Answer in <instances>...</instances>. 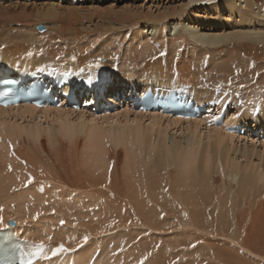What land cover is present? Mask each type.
<instances>
[{"label":"bare ground","instance_id":"6f19581e","mask_svg":"<svg viewBox=\"0 0 264 264\" xmlns=\"http://www.w3.org/2000/svg\"><path fill=\"white\" fill-rule=\"evenodd\" d=\"M29 1L0 4V56L6 63L30 57L32 66H39L44 57L54 64L62 60L85 79H109L114 90L130 77L144 90L194 91L200 103H214L209 114L216 118L184 123L132 113L128 101L123 111L100 118L73 108H0V230L12 227L35 244L45 243L40 251L45 264H137L149 255V246L134 245L135 237L118 242L120 234H109L131 227L172 234L165 239L169 247L181 242L176 232L185 231L184 238L200 246L199 256L224 239L264 259V217L261 222L243 217L245 210L264 214L256 206L264 198V0H183L174 10L172 4L156 7L161 0H116L119 5L110 8L108 0L89 6L84 0H77L78 6ZM224 12L232 22L238 15L241 26L214 28L209 18H225ZM38 24L52 33L37 32ZM98 24L129 36L114 55H122L119 62L108 57L102 62L107 51L91 39ZM98 59L107 75L95 67ZM223 111V121L213 125ZM243 124H254L260 135L239 134ZM10 143L14 154L8 152ZM8 156L30 165L9 164ZM60 220L66 223L53 231ZM85 235L89 239L81 247ZM60 243L73 256L46 259ZM229 252L230 259L240 258L238 251Z\"/></svg>","mask_w":264,"mask_h":264},{"label":"rangeland","instance_id":"374dc122","mask_svg":"<svg viewBox=\"0 0 264 264\" xmlns=\"http://www.w3.org/2000/svg\"><path fill=\"white\" fill-rule=\"evenodd\" d=\"M48 0H35V2H36V4L37 5H42V4H45V3H48L47 2ZM59 1H63L62 2V4L63 5H66V6H70V5H72V3L74 2V5L75 6H78V3H81V2H76L77 0H51L50 2L51 3H56V4H58V2ZM80 1V0H79ZM86 1V2H85ZM91 1L92 0H84V3H85V5L86 6H89V5H91ZM95 1H98V0H95ZM137 1V0H136ZM145 0H143L141 3H147V2H144ZM150 0H148V2H149ZM162 1V2H161ZM161 1H159L158 3H157V6L156 7H164V6H166V7H170V5H171V7H170V9H181L180 7L181 6H183V4H184V2H183V0H161ZM29 2H31V3H33L32 2V0H30ZM34 2V3H35ZM108 4L109 5H107L109 8H110V3H113V4H116V5H119V3H122L121 2V0H120V2L119 3H117V1L116 0H108ZM176 4H175V3ZM183 4H182V3ZM39 3V4H38ZM168 3H169V6H168ZM95 4V6H97L98 4H96V3H94ZM140 4V3H139ZM175 4V5H174ZM182 4V5H181ZM101 5H103V3L101 4ZM154 5H156V2H154ZM161 5V6H160ZM177 5V6H176ZM185 5V4H184ZM80 6H82V4H80ZM106 6V7H107ZM107 7V8H108ZM121 7V6H120ZM147 7V6H146ZM156 7L154 6V11L156 10ZM174 7V8H173ZM189 8V7H188ZM189 10V9H188ZM187 10V11H188ZM186 11V12H187ZM204 12V11H203ZM211 12V11H210ZM196 13V12H195ZM205 13V12H204ZM178 14H181L180 12L178 13ZM196 14H198V13H196ZM224 14H226L225 15V18H223V17H221V16H219V17H213V19H212V17H210L209 19H210V22L211 23H213V22H215V26H214V28H216V29H221L222 28V26H224V27H227L229 30H231V28L230 27H234V25H236L238 28H239V26H241V24H242V22H241V24H240V22L237 20V18L238 19H240V17L237 15L236 16V20L235 21H231V20H229L227 17L229 16V12H224ZM200 16H197V17H201V16H204L205 14H199ZM210 15V14H209ZM209 15H207V16H209ZM263 15V14H262ZM208 18V17H207ZM202 20V19H201ZM221 23H220V22ZM205 23L206 21H204V20H202L201 21V23ZM224 22V23H223ZM225 22H227L226 24H228V25H226L225 24ZM237 22V23H236ZM95 23H97V22H95ZM202 23V24H203ZM238 23H239V25H238ZM196 25V24H195ZM210 25V24H209ZM208 25V26H209ZM207 26V27H208ZM44 28V29H43ZM98 28V29H97ZM36 30H37V32H39V33H41V34H45V33H48V34H51L52 32H50V30H49V28L45 25V24H38L37 26H36ZM97 30V31H96ZM106 30V31H105ZM91 31H93L95 34H92L91 36H93L91 39H92V41H94L95 42V46H96V48L97 47H100V46H102L103 47V49L104 50H102L104 53H106V51H107V53H106V55L105 56H103V60H102V62H107L106 60H105V58L104 57H108V59H109V61H114V62H116L117 60H118V62L120 61V58L122 57V55L121 54H119L120 56H118L117 57V55L116 56H114L115 55V53H121V51H123L124 49V46L126 47V45H127V40H129V36L127 35V33L125 32V30H123L124 32H122V33H118V32H114V30H110V28L109 29H102V27H101V24H98V27L97 26H95ZM102 33H101V32ZM99 32V33H98ZM97 33V34H96ZM101 33V34H100ZM126 35V36H125ZM118 36V37H117ZM121 36V37H120ZM121 38V39H118V38ZM127 37H128V39H127ZM113 38V39H112ZM98 40V41H97ZM121 40V41H120ZM60 42V41H59ZM121 42V43H120ZM122 42H123V45H122ZM124 43H126V44H124ZM59 44V43H58ZM87 44V43H86ZM59 45H61V44H59ZM110 49V51H108L109 49ZM108 49V50H107ZM116 49V50H115ZM115 50V51H114ZM112 51H114V52H112ZM118 51V52H117ZM108 52H109V54L111 55V53L113 54V56H110L109 54H108ZM123 53V52H122ZM110 56V58H109V56ZM114 57V58H113ZM113 59V60H112ZM102 65H103V63H102ZM121 86V85H120ZM118 87V88H121V87ZM220 91V89L218 90V92ZM251 125H254V124H251ZM241 141H242V143H246L245 141H243L242 139H241ZM258 143V145L260 144L259 142L260 141H257ZM248 144L249 145H251V142H248ZM15 150H18V148H15ZM8 152L9 153H13L14 152V149H13V147H11L9 150H8ZM25 152V151H24ZM23 152V153H24ZM28 154V153H27ZM24 156H25V153L23 154ZM7 158H10V159H8V163L9 164H11V163H13V162H15L16 161V163H18V164H20V165H22V166H24V167H28L29 165H30V162L28 161V159H25L27 162H28V164L25 162L24 164H23V159L24 158H17V157H14V156H8ZM14 159L13 161H12V159ZM17 158V159H16ZM264 158V157H263ZM31 159V158H30ZM11 162V163H10ZM22 162V163H21ZM255 162H257V158H255ZM261 164H264V159H262V162H261ZM85 201H87V199H85ZM264 202V198H261V199H259L258 201H257V203H259V205L260 206H262V203ZM47 205V204H46ZM44 206L45 208L47 207V206ZM259 205H256V206H258V209H260V210H264V206H262V207H260ZM43 207V206H42ZM41 207V208H42ZM245 213H247V214H245ZM259 213V212H258ZM39 214H40V209H39ZM245 214V215H244ZM254 214V212H252V211H243V217H244V219L247 221H249V222H261L260 221V219H261V217L263 216L264 217V214L262 215H260V217L256 214V216H255V214ZM249 215H250V220H249ZM52 216H53V214H48V215H46V218H52ZM252 218V219H251ZM255 218V219H254ZM259 218V219H258ZM256 219H258L259 221H256ZM43 220V219H42ZM12 223V222H11ZM10 223V224H11ZM14 223V222H13ZM59 227H61V225H60V222L59 221H57V224L55 225V226H53L52 228H53V231H56ZM114 233V234H113ZM176 233H178L179 234V236H181V242H179V243H177L176 245H174L173 247H169V245L166 243V238H171L172 236V234L171 235H169V234H166V235H163V234H159V233H156V232H151V231H149V230H147V229H145V228H140V227H136V228H127V229H123V228H119V229H116L115 231H113L112 233H109V234H113V236H117V235H119L120 234V237H119V240H118V242H127V241H129L130 239H132L133 237H135V239H136V242H135V244L134 245H142V244H146V245H148L149 246V250H150V255H147V259L145 260V264H155V262L157 261L158 262V264H264V259L263 258H261V255L257 252L256 254H253V253H246L247 251L245 250V246L246 245H243L242 247L240 246V245H238V244H235V246L233 247V243H231V242H225L224 241V239L223 240H221V241H219L217 244H215V246L214 247H212V249H213V251L211 252V251H209L208 252V254L206 255V256H199L198 255V253H199V250H200V246H198V245H195V247H193V244H191L189 241L190 240H187V239H185L184 237H185V231H181V232H176ZM104 235V237H108V236H110V235ZM116 234V235H115ZM137 236H136V235ZM192 236H194L193 234H192ZM130 237V238H129ZM139 238V239H138ZM163 238V239H162ZM98 241H100V240H98ZM108 242H111V241H108ZM102 242H98V244H99V247H101L102 248V246H103V243L101 244ZM184 243V244H183ZM43 244H45V243H43ZM167 245V247H166V245ZM134 245H133V243H132V247H134ZM238 245V246H237ZM158 246V247H157ZM183 247V248H182ZM231 247H233V248H231ZM235 247H236V249H237V247H238V249L236 250L235 249ZM186 248V249H185ZM193 248V249H192ZM226 248V249H225ZM228 249V250H227ZM242 249V250H241ZM167 250L169 251V253H167ZM224 250V251H223ZM229 250H231L232 252H234V253H236L237 251V255L240 257V258H237V259H230L228 256H232L231 255V253L229 252ZM240 250V251H239ZM246 252H245V251ZM220 251V252H219ZM243 251V252H242ZM102 252V251H101ZM244 252L246 253V254H244ZM125 253V251H121V252H119V254L120 255H123ZM155 253H156V255H155ZM164 253V254H163ZM217 253H222L223 254V257H219L218 255H217ZM242 253H243V255H245V257L244 256H242ZM169 254H171V255H169ZM213 254V255H212ZM246 255H248V256H246ZM253 255V256H252ZM255 255H256V257H255ZM209 256H211V257H209ZM260 256V257H259ZM146 257V256H145ZM202 257V258H201ZM205 257V258H204ZM248 257V258H247ZM156 258V259H155ZM219 258H220V260H219ZM154 259V260H153ZM200 259V260H199ZM249 259H250V261H251V263L249 262ZM253 261H252V260ZM169 263H168V262ZM216 261V262H215ZM243 261V262H242ZM156 262V263H157ZM170 262H172V263H170ZM231 262V263H230ZM131 264H135L133 261L131 262ZM137 264H139V262H137Z\"/></svg>","mask_w":264,"mask_h":264},{"label":"snow or ice","instance_id":"6c2138e0","mask_svg":"<svg viewBox=\"0 0 264 264\" xmlns=\"http://www.w3.org/2000/svg\"><path fill=\"white\" fill-rule=\"evenodd\" d=\"M28 55H32V53H28ZM159 55H160L161 57H164V56L167 55V52H161ZM73 60H75V57H73ZM100 65H101V60L98 59V60L95 62V67L99 68ZM253 66H254V63H253ZM88 82L91 83V79H89ZM229 83H231V81H229ZM9 147H10V148L12 147L11 143L9 144ZM13 154H14V153H13ZM114 166H115V161H113V162L109 165V183H111V171H112V168H113ZM9 170H11V167H10V166H9ZM33 182H34V178L31 177V176L29 175V178H28L27 183H28V184H31V183H33ZM41 191H43L42 188H41ZM164 191L167 192L168 189L165 188ZM0 211H2V210H0ZM163 215H164V214L162 213V214H161V218H163ZM185 217H187V213H185ZM0 222H2V217H0ZM65 223H66V222H65L64 220H60V224H61V226H63ZM112 223H113V225H114V224L116 223V221H113ZM88 239H89V237H88L87 235H85V236L83 237V241H82V243H81L80 246L82 247L84 243H87ZM138 239H139V238H138ZM157 247H158V246H157ZM193 247H195V245H193ZM43 248H44V244H43V242H41V243L38 245L37 249H36L34 252L30 253L29 255H39V254H40V251H41ZM121 250H122V249H121ZM69 251H71V250L68 249V248L65 246L64 243H60L58 246H56V247H54V248L51 249L50 257H46V259H47V258H51V257H56V256L59 255V254H63V253L69 252ZM149 255H150V254H149ZM24 256H25V254H24L23 252H21V256H20L19 264H33V262H32L31 259H25ZM146 259H147V256L144 257L143 259H141V261L139 262V264H145V260H146ZM93 264H94V261H93Z\"/></svg>","mask_w":264,"mask_h":264},{"label":"water","instance_id":"95a60500","mask_svg":"<svg viewBox=\"0 0 264 264\" xmlns=\"http://www.w3.org/2000/svg\"><path fill=\"white\" fill-rule=\"evenodd\" d=\"M12 225H13V223H12Z\"/></svg>","mask_w":264,"mask_h":264}]
</instances>
